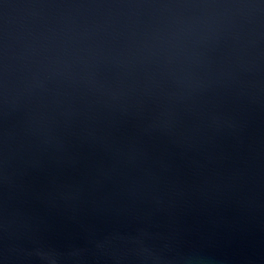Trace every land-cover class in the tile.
I'll return each mask as SVG.
<instances>
[{
	"label": "water",
	"instance_id": "water-1",
	"mask_svg": "<svg viewBox=\"0 0 264 264\" xmlns=\"http://www.w3.org/2000/svg\"><path fill=\"white\" fill-rule=\"evenodd\" d=\"M0 264H264V0H0Z\"/></svg>",
	"mask_w": 264,
	"mask_h": 264
}]
</instances>
